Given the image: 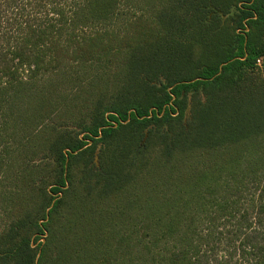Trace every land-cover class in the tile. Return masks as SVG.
<instances>
[{"label": "trees", "instance_id": "16d2710c", "mask_svg": "<svg viewBox=\"0 0 264 264\" xmlns=\"http://www.w3.org/2000/svg\"><path fill=\"white\" fill-rule=\"evenodd\" d=\"M141 3L0 0V264H264V0Z\"/></svg>", "mask_w": 264, "mask_h": 264}, {"label": "rangeland", "instance_id": "374dc122", "mask_svg": "<svg viewBox=\"0 0 264 264\" xmlns=\"http://www.w3.org/2000/svg\"><path fill=\"white\" fill-rule=\"evenodd\" d=\"M134 1L138 0H132V2ZM52 2L58 3L59 0H49V4ZM49 4H47L48 9H50ZM71 4L72 0H63L64 6L70 7ZM190 5L192 4H183L182 0H154V3L150 0H142V3L139 6L120 4L115 13V20L110 27L124 29L130 22H134L136 19H138V21L142 19L146 23L148 22L153 25L170 24L167 31L168 41L164 43V45L176 48L179 45L181 46L189 43V38H191V35L193 34V36L204 34V36L207 35V37H210L212 31L222 29L227 23H229L230 26L233 25L231 18L234 17V9L232 10L233 15L231 18L222 14H220L219 18H216V12L214 13V11H210L207 8L203 11H197L195 9L196 6ZM200 6H204V4H201ZM248 30L249 29L247 28L245 32H248ZM240 32L242 31H237V33ZM146 53L148 52L141 50L138 52L136 58H141ZM87 124L88 126H94L92 121H88ZM95 125H97V123H95ZM64 132L63 129V134ZM86 133L87 132L83 130V127H74L73 137H79V139H82ZM233 224L234 223L228 224V226H230L228 227L229 230ZM44 241L45 240H43V242Z\"/></svg>", "mask_w": 264, "mask_h": 264}]
</instances>
